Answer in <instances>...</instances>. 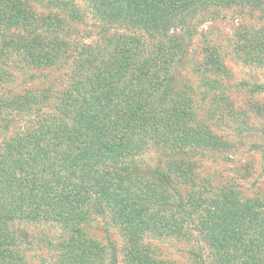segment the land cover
<instances>
[{
  "label": "trees",
  "instance_id": "16d2710c",
  "mask_svg": "<svg viewBox=\"0 0 264 264\" xmlns=\"http://www.w3.org/2000/svg\"><path fill=\"white\" fill-rule=\"evenodd\" d=\"M245 7L264 0H0V264H24L30 226L54 230L52 264H163L158 239L191 242V264H264V191L195 171L235 148L215 119L264 122L263 85L236 108L215 49L188 55L200 23ZM237 40L264 69V26Z\"/></svg>",
  "mask_w": 264,
  "mask_h": 264
},
{
  "label": "rangeland",
  "instance_id": "374dc122",
  "mask_svg": "<svg viewBox=\"0 0 264 264\" xmlns=\"http://www.w3.org/2000/svg\"><path fill=\"white\" fill-rule=\"evenodd\" d=\"M90 24L91 21L87 20L86 27H89ZM263 26L264 9L231 8L222 10L220 17L215 20L200 23L196 27L195 35L191 41L192 45L189 48L188 55L196 62L200 61V53L204 47L209 46L215 49L228 71V86L231 88L230 99L234 101L236 108L246 106L243 103V101H247V96L244 94L246 82L264 86V69L246 65L242 61L236 46L237 39L242 33H248ZM81 28L78 27V30L80 31ZM2 68L5 69L3 65ZM188 69V72H190L191 67H188ZM192 72V76H188L189 80L192 81L194 87H198V83H195V81L199 75L201 76V73L199 71ZM202 75V78L207 76V74ZM20 82L21 80L17 78L15 85H20ZM249 100L263 103L264 90L261 94L249 98ZM198 113L200 119L207 117L200 112ZM249 118H251L249 120L251 127H241V129L238 126L228 124L227 121L219 123L215 119L213 131L220 133L222 136L227 135L235 148L228 153H218L210 159H202L197 162L195 171L199 174V182L208 180L213 185L219 186L229 183L244 198L264 191V122H254L251 115H249ZM226 120H229V118ZM145 159H148V155ZM105 228L108 229V226L104 221L95 220L87 231V236L100 244L104 243ZM26 230L30 246L23 254V263L52 264L53 252L47 243V239L54 237V230L44 226H30ZM108 235L109 239L117 243L118 237L112 229ZM146 243L150 244L151 253L158 262L163 264L192 263L190 252L195 250V247L191 242L158 239Z\"/></svg>",
  "mask_w": 264,
  "mask_h": 264
}]
</instances>
